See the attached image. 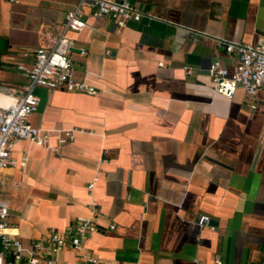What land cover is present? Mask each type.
<instances>
[{"label": "crops", "instance_id": "obj_1", "mask_svg": "<svg viewBox=\"0 0 264 264\" xmlns=\"http://www.w3.org/2000/svg\"><path fill=\"white\" fill-rule=\"evenodd\" d=\"M127 1L138 21L117 30L82 7L84 26L65 32L85 49L71 50L73 77L94 94L34 87L28 121L49 141H15L18 164L0 169L9 225L28 246L94 218L83 246L98 264H264V89L226 98L208 72L236 66L222 42L261 37L264 0ZM74 5L0 0V83L27 82L16 66ZM77 262L60 250L57 264Z\"/></svg>", "mask_w": 264, "mask_h": 264}, {"label": "built area", "instance_id": "obj_2", "mask_svg": "<svg viewBox=\"0 0 264 264\" xmlns=\"http://www.w3.org/2000/svg\"><path fill=\"white\" fill-rule=\"evenodd\" d=\"M82 7H87L92 15L111 19L117 30L128 21H138L141 17L139 9L127 0H75L74 7L63 15L58 35L46 37L45 44L33 51L28 66H16L27 82L0 83V169L18 164L11 154L12 145L17 140H27L39 147L48 146V132L28 121L29 115L37 108V97L33 92L35 86L87 95L95 93L92 85L73 77L71 50L76 49L83 55L85 49L65 34L66 31L77 32L84 26ZM221 45L226 53L236 55V66L228 71L218 59L211 62L208 72L214 92L231 98L237 88L243 89L247 95L264 89V44L222 42ZM71 138V133H68V139ZM53 151L56 153L58 147ZM92 185V182L87 183V189ZM94 205L91 202V206ZM7 215V204L0 199V264H57L59 252L64 247L77 254V264H98L97 257L83 246L84 239L98 230L94 218L77 217L68 231H50L45 243L34 240L26 246L9 225ZM208 220L206 215H199L197 224L206 225ZM214 264L221 263L215 260Z\"/></svg>", "mask_w": 264, "mask_h": 264}, {"label": "water", "instance_id": "obj_3", "mask_svg": "<svg viewBox=\"0 0 264 264\" xmlns=\"http://www.w3.org/2000/svg\"><path fill=\"white\" fill-rule=\"evenodd\" d=\"M260 36L261 37L257 40L256 43H263L264 44V33H262ZM256 43H254V44H256ZM254 44H252V45H254ZM4 48H5L4 38L3 37H0V53L3 52ZM214 224L215 223L213 221L208 220V222H207L206 225H214Z\"/></svg>", "mask_w": 264, "mask_h": 264}]
</instances>
